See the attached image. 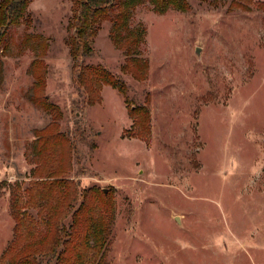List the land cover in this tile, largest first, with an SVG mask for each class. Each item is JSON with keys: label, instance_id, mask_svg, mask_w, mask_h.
Returning <instances> with one entry per match:
<instances>
[{"label": "rangeland", "instance_id": "rangeland-1", "mask_svg": "<svg viewBox=\"0 0 264 264\" xmlns=\"http://www.w3.org/2000/svg\"><path fill=\"white\" fill-rule=\"evenodd\" d=\"M115 1L91 56L71 54L74 0H31L1 38L0 264L21 214L45 215L17 203L51 124L68 144L44 168L69 152L79 190L60 216L77 264H264V0H141L121 25Z\"/></svg>", "mask_w": 264, "mask_h": 264}, {"label": "trees", "instance_id": "trees-1", "mask_svg": "<svg viewBox=\"0 0 264 264\" xmlns=\"http://www.w3.org/2000/svg\"><path fill=\"white\" fill-rule=\"evenodd\" d=\"M31 0H0V42L2 36L7 32L11 25L17 24L28 10V5ZM141 0H120V4L124 6V10L117 16V23L121 25L129 15L130 9L134 8ZM156 8L159 11L166 10L172 4H178L183 7L177 0H153ZM115 0H74L76 6L73 20L75 25V32L73 35V42L71 54L75 58L81 56H91L93 53V43L98 30L99 21L107 13L108 9L113 6ZM135 62L133 65H136ZM89 69V68H88ZM90 74L94 78H99L104 83L119 88L122 92L125 91L123 85L119 83L118 77L108 72L106 69L97 66L89 69ZM43 71L36 72L38 77L42 79ZM84 80V72L79 76V81ZM55 124L46 127L40 131L41 137L38 138L36 146L37 158L39 164L34 173L37 180L29 182V186L24 189V193L20 195L19 203H24L32 206H40L44 214L40 220H34L33 217L22 213L19 219L18 231L22 234L16 238L14 244L7 251L10 261L7 264H46L44 257L49 259L58 257L60 264H77V256L79 248L77 245V233L79 227L73 225L74 231L69 240H64L61 232H65L64 223L60 216L65 217L69 213V209L73 202L79 199V190L76 187L69 190L71 182L63 179L65 174L64 157L70 156L69 152H63L62 155L56 157L55 162H58V167L53 171H48L44 168L47 159H51V152L53 147L62 149L67 144L68 139L65 134L57 131L54 128ZM55 147V149H56ZM42 152H45L42 154ZM46 158V159H45ZM67 163V162H66ZM66 187V188H65ZM65 188V189H64ZM86 195V196H85ZM84 197L90 201L91 197L95 195L84 194ZM22 204V205H24ZM83 205V204H82ZM81 212V208L79 210ZM78 211L75 215L77 224L83 223ZM24 219V220H23ZM75 224V223H74ZM20 229V230H19ZM82 230L86 228L81 227ZM82 232V231H81ZM101 232V231H100ZM99 232L97 231V234ZM24 241V242H23ZM21 242H23L21 244ZM86 242V239H83ZM82 243V242H81ZM60 245H64L63 251H58ZM48 264V263H47Z\"/></svg>", "mask_w": 264, "mask_h": 264}]
</instances>
